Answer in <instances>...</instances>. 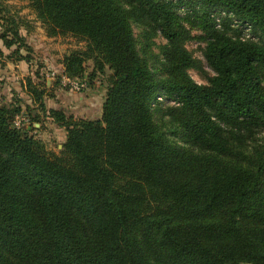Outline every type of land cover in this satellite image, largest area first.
Returning <instances> with one entry per match:
<instances>
[{
    "label": "trees",
    "instance_id": "obj_1",
    "mask_svg": "<svg viewBox=\"0 0 264 264\" xmlns=\"http://www.w3.org/2000/svg\"><path fill=\"white\" fill-rule=\"evenodd\" d=\"M23 1L48 37L83 43L62 75L84 78L90 62L92 81L112 74L98 120L48 109V84L28 80L33 124L51 118L67 133L59 155L14 126L20 99L0 98V264H264V46L229 34L264 36V0ZM4 20V47L28 62L20 23ZM133 22L167 41L160 70ZM194 30L208 85L189 73ZM158 96L173 103L182 147L155 123Z\"/></svg>",
    "mask_w": 264,
    "mask_h": 264
},
{
    "label": "rangeland",
    "instance_id": "obj_2",
    "mask_svg": "<svg viewBox=\"0 0 264 264\" xmlns=\"http://www.w3.org/2000/svg\"><path fill=\"white\" fill-rule=\"evenodd\" d=\"M11 17L16 18L20 23L21 35L27 47L24 46L21 49L20 55L29 56L30 60L28 62L16 61L18 55H13V52L16 51L18 46H14L12 49L8 50L4 47L0 39V48L4 51V55H11L13 56V60L16 61H6L3 57L2 59L5 63H0V98L2 102H10L11 100L13 102L20 98L24 100L28 99L25 87L29 79L36 83H41L46 87V84L50 82L52 86L51 89L56 88L70 91L68 88L61 85L59 81V77L63 71L62 61L65 55L69 54L71 50L83 47V43H79V41L71 36L48 37L46 28L36 19V15L30 8L29 3L23 0H0V36L4 31L3 25H6L4 19ZM217 27L220 28L221 25ZM234 28L240 29L243 33L240 31L238 32V30ZM234 28L231 27V32L229 33L231 36L241 37V39L250 40L264 46V36L256 33L253 28L250 29V27H245L243 25L234 26ZM132 29L140 54L149 62L153 70H160L163 59V47L167 45V41L159 32L151 33L150 37L147 36L145 33L147 27L140 23L133 22ZM192 37L193 38L186 43L185 47L197 61V67L191 69L189 73L197 83L208 85L209 80L215 76V72L208 65L204 56L207 41L204 38V34L200 31L194 30ZM87 68L88 70L84 78L89 80L90 88H99L101 90L100 95H103V89L107 90L112 72L106 70L104 75H99L92 81L90 79V74L93 70L91 62L88 63ZM9 73L14 74V81L9 80L12 78L9 77ZM52 73H56L58 77L54 79ZM26 105L31 104H25L23 102V111ZM172 106L173 103H169L163 96H158L156 100L152 101V113L155 123L166 133L168 140L173 145L182 147L184 146L183 140L181 136L177 134L175 125L171 123L170 117L167 114V110ZM33 108L34 105L32 104L31 109ZM27 114L29 115V111H27ZM43 126L44 132H48L49 127L45 124ZM24 128V131L30 130L27 126ZM31 129H33V126H31ZM54 132V129H50L48 133ZM47 134L43 133L36 136L44 143L49 151L59 155L63 148L59 149L58 147L60 143L58 132L55 133L54 138L48 137ZM258 139L263 141L264 133L259 134Z\"/></svg>",
    "mask_w": 264,
    "mask_h": 264
},
{
    "label": "crops",
    "instance_id": "obj_3",
    "mask_svg": "<svg viewBox=\"0 0 264 264\" xmlns=\"http://www.w3.org/2000/svg\"><path fill=\"white\" fill-rule=\"evenodd\" d=\"M9 77H12L9 80L12 81L15 80L14 74L9 73ZM47 84H48V88L50 89L49 90L50 95L45 99V103L48 109L64 111L68 117L73 116L75 119H90V120L101 119L103 113V105L106 99V92H107L106 89L102 88L104 92L103 95H100L101 90L99 88H90L89 90L83 93H74L71 91H64L62 89H56V88L51 89L52 86L50 85V82H48ZM27 98L28 99L25 100L20 98V100L22 101V103L24 102L25 104H31L32 101L30 100L29 96ZM24 116L30 117L31 124L24 125L23 128H21L23 131L25 129L24 127L27 126L30 128V130L26 132H28L30 135L36 136L38 134H43V133L47 134L50 129H54L55 132L48 133L47 136L54 138L55 133L58 132L60 138V143L58 147L59 149H61V146H63L67 138V133L65 129L56 125L51 118L43 117L42 125L33 124L32 118L30 115L27 114L26 108L24 111H22L21 114L17 115L15 119L23 118ZM44 124L49 127L48 132L47 131L44 132V126H43ZM31 126L35 127L36 130L31 129Z\"/></svg>",
    "mask_w": 264,
    "mask_h": 264
},
{
    "label": "built area",
    "instance_id": "obj_4",
    "mask_svg": "<svg viewBox=\"0 0 264 264\" xmlns=\"http://www.w3.org/2000/svg\"><path fill=\"white\" fill-rule=\"evenodd\" d=\"M52 76L54 79L58 77L56 73H52ZM59 80L61 81V85L68 88L71 92L74 93H83L89 90L90 88V82L87 78L70 79L61 74ZM30 124H31V119L29 116H24L23 118H17L14 121V126L18 129L23 128L24 125H30Z\"/></svg>",
    "mask_w": 264,
    "mask_h": 264
},
{
    "label": "water",
    "instance_id": "obj_5",
    "mask_svg": "<svg viewBox=\"0 0 264 264\" xmlns=\"http://www.w3.org/2000/svg\"><path fill=\"white\" fill-rule=\"evenodd\" d=\"M61 148H63V146H61Z\"/></svg>",
    "mask_w": 264,
    "mask_h": 264
}]
</instances>
